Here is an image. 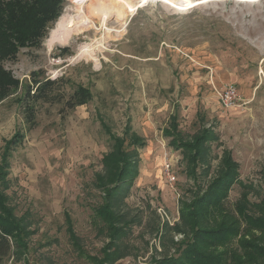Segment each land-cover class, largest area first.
Instances as JSON below:
<instances>
[{"label": "rangeland", "instance_id": "rangeland-1", "mask_svg": "<svg viewBox=\"0 0 264 264\" xmlns=\"http://www.w3.org/2000/svg\"><path fill=\"white\" fill-rule=\"evenodd\" d=\"M99 1L110 7L104 21L92 12ZM112 1L86 0L92 25L67 44L47 48L48 33L39 48H21L4 62L19 86L0 101V213L20 222L24 247L3 264H157L180 257L192 241L205 259L188 264L213 255L220 264H264L257 247L244 245L264 248V227L238 210L246 205L264 216V0H190L186 7L130 0L136 7L124 19ZM76 4L65 0L60 17L76 15ZM58 46L71 54L58 55ZM32 71L61 80L65 99L79 85L90 98L73 109L56 97L39 101L28 124L23 89ZM226 84L241 95L230 109L218 100ZM174 113L182 140L204 127L216 134L194 160L163 135ZM128 128L144 145L133 146L138 172L121 191L120 182L104 179L111 166L101 158L110 136L121 139ZM230 161L238 174L221 205L195 202ZM98 205L114 219L101 220ZM220 226L229 231L215 243L198 238L200 228Z\"/></svg>", "mask_w": 264, "mask_h": 264}, {"label": "trees", "instance_id": "trees-1", "mask_svg": "<svg viewBox=\"0 0 264 264\" xmlns=\"http://www.w3.org/2000/svg\"><path fill=\"white\" fill-rule=\"evenodd\" d=\"M64 2L65 0H0V101L5 99L6 96L19 86V80L14 78L11 71L5 68L4 62L16 58L21 48H39L47 37L50 29L53 28L55 22L62 14ZM58 50L60 51L58 55L61 56L70 55L72 52L69 46H58ZM60 83L61 80L58 79L41 78L38 71H32L30 73L27 86L23 89V99L25 98L26 101L24 104V114L28 124H32L35 120V104L39 101H52L57 98L64 100L63 104L67 108L73 109L77 105L85 103L90 98L87 88L79 85L65 99V95L59 90L61 86ZM19 103H22V98L19 99ZM169 120L168 127L165 128L166 130H163V135L170 138L169 144L174 146L172 148H182L185 154L189 151L192 155L190 157L193 160L199 157L201 150L200 144L203 143L205 145L209 140H216V134L212 128L204 127V130H202L194 140L184 141L182 140L180 131L177 129V114H172ZM204 120L205 118L203 115L199 116V122H203ZM110 137L113 142L111 149L101 158L104 166H111V169L108 171V178L104 177V179H106L107 182H120V189L124 191V187L126 184L129 185L130 181L134 179L139 168V157L133 158V156L135 157L138 155V150H135L133 146L137 145L139 140L142 142V145H144V142L139 134L132 130V128H128L124 133V137L121 139L115 136ZM19 141L21 140L17 139L15 144H18ZM206 147H208V145H206ZM123 149L128 150L124 151ZM130 151L134 155L129 156ZM136 151L137 153L135 154ZM226 159L227 161L232 159L231 153H229ZM226 166L224 172L214 178L207 188V191L197 198V200H194L195 202L198 201L203 206L214 208L221 205L224 196H226L228 185L233 182L238 174L239 164L235 161H230ZM104 179L102 178L101 184H103ZM195 202L192 206H196ZM253 205L259 207L262 203L260 202ZM238 208L248 222L257 227H264V216L256 217L249 214L246 211V205H240ZM188 213H190V211ZM95 214L106 223L114 219V215L109 212L107 206L104 205H98L95 208ZM228 228L229 227L225 226H220L216 229L200 228L198 230V238L202 239L208 237L214 239L210 243H215L217 240L223 238L225 234H222V232L229 231ZM21 232L22 226L20 222L15 220L8 212L3 214L0 213V264H3L4 259L10 255L13 249H21L24 247L20 239ZM189 245L190 246L183 248L184 252L180 257L162 260V262H158L157 264H188L184 262L187 258L192 257L197 261H199V258H204L201 257V250L198 248L195 241H192V243L189 242ZM244 245H253L257 247L260 256H264V248L262 246L258 247L256 242L255 244L245 242ZM204 259L200 260L204 261ZM221 260L222 258L220 255L207 257V262L209 261L208 264H212V261L213 264H220ZM200 263L205 264V262ZM254 263L258 264V262Z\"/></svg>", "mask_w": 264, "mask_h": 264}, {"label": "bare ground", "instance_id": "bare-ground-1", "mask_svg": "<svg viewBox=\"0 0 264 264\" xmlns=\"http://www.w3.org/2000/svg\"><path fill=\"white\" fill-rule=\"evenodd\" d=\"M77 2V14L72 15L69 17H65L64 15L61 16L54 28L50 30V34L48 38L45 41V44L47 48H51L54 44H67L70 42V40L80 33H83L86 29H88L92 25V20L90 18V14H86L83 10V4L86 0H75ZM147 0H141V3L146 2ZM167 3L177 5L180 7H186L190 6L192 4V1L190 0H163ZM113 5H122L120 9L118 10V15L124 19L126 14L130 11H132L136 6H134L130 0H113ZM99 4L94 6L93 13H99L103 17V21L106 17H104L105 14L110 11V7L108 4H106L104 1L97 2ZM108 10V11H107ZM82 54H80L81 56Z\"/></svg>", "mask_w": 264, "mask_h": 264}, {"label": "built area", "instance_id": "built-area-1", "mask_svg": "<svg viewBox=\"0 0 264 264\" xmlns=\"http://www.w3.org/2000/svg\"><path fill=\"white\" fill-rule=\"evenodd\" d=\"M218 100L222 107L230 109L240 103L241 95L238 89L233 84H226L218 92ZM166 166H167V174H168L169 173V169H168L169 163H166ZM171 180H173V176Z\"/></svg>", "mask_w": 264, "mask_h": 264}, {"label": "water", "instance_id": "water-1", "mask_svg": "<svg viewBox=\"0 0 264 264\" xmlns=\"http://www.w3.org/2000/svg\"><path fill=\"white\" fill-rule=\"evenodd\" d=\"M50 33V32H49Z\"/></svg>", "mask_w": 264, "mask_h": 264}]
</instances>
